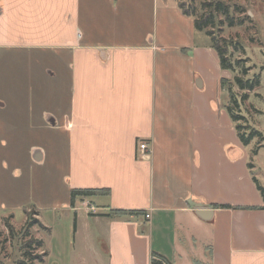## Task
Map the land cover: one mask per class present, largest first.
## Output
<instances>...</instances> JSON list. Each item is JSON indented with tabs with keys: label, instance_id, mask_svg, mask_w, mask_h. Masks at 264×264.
<instances>
[{
	"label": "crops",
	"instance_id": "crops-1",
	"mask_svg": "<svg viewBox=\"0 0 264 264\" xmlns=\"http://www.w3.org/2000/svg\"><path fill=\"white\" fill-rule=\"evenodd\" d=\"M222 78L176 0H0V207L89 203L109 264H264V201ZM87 189L110 195L71 208Z\"/></svg>",
	"mask_w": 264,
	"mask_h": 264
},
{
	"label": "rangeland",
	"instance_id": "rangeland-1",
	"mask_svg": "<svg viewBox=\"0 0 264 264\" xmlns=\"http://www.w3.org/2000/svg\"><path fill=\"white\" fill-rule=\"evenodd\" d=\"M209 1L212 0H182V3L187 10L195 11L196 17H200L203 14H209L202 6ZM213 1L229 6L231 15L235 19V26L230 27L224 16L217 15L216 24L210 29L222 45L225 43L230 45L228 54L234 63L243 61L240 66H236V72L231 74V83L235 76H242L243 67L248 68L245 79L260 76V85L254 91L242 92L234 84L231 86L238 96L240 110L237 111L246 118V122L241 121L239 125H250L261 133L260 136H254L245 147H248L255 176L264 187V0ZM236 7L238 10H235ZM240 20L243 21V25L239 24ZM199 32L210 40L204 31ZM246 93L248 98L242 101ZM223 98L227 106L228 92L226 90H224ZM243 132L248 137L251 130L245 129ZM20 168L16 169L15 174L24 170ZM79 208L82 209L81 206ZM35 209L40 211L35 203L27 206L28 212ZM29 218V222L32 223L30 224L32 225L31 236L44 242V249L30 252V255L35 257L33 264H40L43 252L48 254L43 264H109L105 237L93 225L90 226L92 221L87 220L84 209L78 212L65 211L59 207L55 210L42 209L40 217L34 214L29 217L23 208L9 209L5 205L0 207V262L18 264L24 259L21 248L28 241L24 233L28 229L26 223ZM35 221H40L49 230H45ZM10 226L14 228L15 234L10 232ZM97 252L102 253L101 257L96 254Z\"/></svg>",
	"mask_w": 264,
	"mask_h": 264
},
{
	"label": "trees",
	"instance_id": "trees-1",
	"mask_svg": "<svg viewBox=\"0 0 264 264\" xmlns=\"http://www.w3.org/2000/svg\"><path fill=\"white\" fill-rule=\"evenodd\" d=\"M178 3V8L183 13V15L187 17H191L194 19L195 28L197 31H204L206 35L211 39L212 48L217 52L219 59H220V66L223 71H228L231 74H234L236 72L237 67L240 66L243 61H237L234 63L232 61V57L228 54L229 53V47L228 44L222 45L221 42H219L214 36L213 33H211L210 29L213 28L216 24V18L217 15H222L226 19V21L229 23L230 27L235 26V19L231 15V8L227 5H225L222 2H215V1H209L203 3V7L206 8V13L209 14H203L200 17H196L195 11H190L185 8V5L182 3V0H176ZM211 2V3H210ZM235 10H238L236 7ZM249 18V17H248ZM240 25H243V21H239ZM225 42V41H224ZM242 76H235L234 81L231 83L230 79L222 78L221 88L222 90H226L228 92V105L226 106V110L236 125V131L237 135L239 137V140L244 146H248L251 139L256 135H261L260 132L252 128L250 125L240 126L239 122H246V118L241 115L237 110H240V105L238 101V96L233 91V86L231 84L238 87L239 90L242 92H251L254 91L256 88L260 85V76L257 75L253 79H245V77L248 74V68L243 67L241 69ZM226 87H228L226 89ZM248 98L247 93L243 95L242 101L246 100ZM249 129L251 130L250 135L246 137L243 130ZM248 167L250 170H253V164L251 160L248 163ZM253 181L255 185L257 186L258 191L260 192L263 201H264V187L260 185L259 181L256 179V177L253 175ZM110 192L109 190H95V189H87V190H72L71 191V208H76L77 203H82L86 199L96 198L98 196H109ZM215 208H230L226 206H215ZM24 212L27 216L31 217L32 214L38 215V211L32 210L31 212H28L27 207L23 208ZM264 209V207L262 208ZM91 215V214H90ZM138 215H145L142 211H114L111 212L108 216L109 217H119V218H130L133 216ZM92 216V215H91ZM29 220L27 221V228L24 233V237L28 239L27 242L22 246L21 251H23V260H21L18 264H33V261L35 260V257L30 255V252L32 250L36 249H44V242L39 239H34V237L31 236L30 228L32 225ZM29 222V223H28ZM37 224H39L42 228L45 230H49L46 228L40 221H35ZM9 230L12 234H15V230L12 226L9 227ZM48 256L47 252H43L40 258V264H43L45 262V259ZM0 264H6L3 262H0ZM152 264H172L166 259L162 257H154L152 260ZM194 264H203L200 262H196Z\"/></svg>",
	"mask_w": 264,
	"mask_h": 264
},
{
	"label": "built area",
	"instance_id": "built-area-1",
	"mask_svg": "<svg viewBox=\"0 0 264 264\" xmlns=\"http://www.w3.org/2000/svg\"><path fill=\"white\" fill-rule=\"evenodd\" d=\"M139 151H141V153L143 154L144 158H149L151 155V149L148 143L145 142H140L139 143ZM84 210H86L89 215H94L97 214V208H95L94 206L90 205L89 203H85L83 206ZM150 216L146 215V219H149Z\"/></svg>",
	"mask_w": 264,
	"mask_h": 264
}]
</instances>
